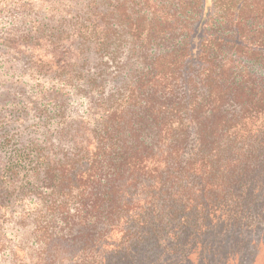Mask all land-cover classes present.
Wrapping results in <instances>:
<instances>
[{
    "label": "trees",
    "instance_id": "obj_1",
    "mask_svg": "<svg viewBox=\"0 0 264 264\" xmlns=\"http://www.w3.org/2000/svg\"><path fill=\"white\" fill-rule=\"evenodd\" d=\"M31 29L0 48L53 86L29 103L41 141L0 144V252L25 264L2 228L17 208L32 264H258L264 0H75Z\"/></svg>",
    "mask_w": 264,
    "mask_h": 264
},
{
    "label": "rangeland",
    "instance_id": "obj_2",
    "mask_svg": "<svg viewBox=\"0 0 264 264\" xmlns=\"http://www.w3.org/2000/svg\"><path fill=\"white\" fill-rule=\"evenodd\" d=\"M70 5L74 6L75 0H0V38L8 35L22 36L38 23L50 25L57 21ZM6 55L0 48V144L5 138L20 144L41 141L42 125L29 103L38 100L39 93L44 94L53 84L30 76L22 62L16 60L18 58L10 56L11 53ZM71 91L64 101L66 116L68 122H76V119L84 116L87 101ZM54 127L55 124L51 125L50 129ZM0 160H5L3 152L0 153ZM106 197L104 194L84 199L80 207L86 215H91L96 209L107 207ZM13 211L6 215L2 228L11 245L24 249L25 255H19L24 263L32 264L38 256L40 245L32 236L29 237L32 227L20 225V216L16 213L19 209L15 208ZM65 236L67 240L73 241L75 233L66 230ZM13 252L11 246L0 252V264H18L14 259L18 257L14 256ZM257 263H264V253L258 256Z\"/></svg>",
    "mask_w": 264,
    "mask_h": 264
}]
</instances>
